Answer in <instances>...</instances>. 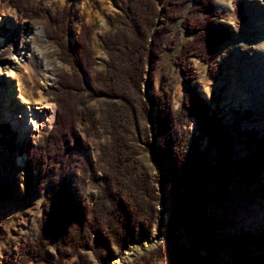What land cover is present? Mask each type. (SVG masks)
Here are the masks:
<instances>
[{
    "label": "trees",
    "instance_id": "trees-1",
    "mask_svg": "<svg viewBox=\"0 0 264 264\" xmlns=\"http://www.w3.org/2000/svg\"><path fill=\"white\" fill-rule=\"evenodd\" d=\"M27 1L10 0L23 16H40L42 0L33 9ZM77 1L64 0L62 8L46 18V34L53 38L59 60L71 72L56 75L49 91L55 111L38 150L48 148L49 169L57 171L73 147L85 148L76 129L77 119L86 124L83 132L103 138L95 161L89 153L85 155L94 191L81 199L65 174L50 179L36 236L21 246L23 251L48 264H66L64 258L73 254L84 262L81 250L107 260L113 247L122 248L135 232L144 236L158 217L156 202L166 207L170 198L163 248L166 264H264V229L224 232L230 220L218 213V208L232 200L231 188L236 185L245 193L251 186L264 199V133L239 126L250 115L246 109L238 111L230 123L223 122L192 84V59L205 63L212 74L218 46L230 37L228 26L214 10V1L111 0L118 10L104 15L113 30L99 38L105 60L103 68L94 73L91 69L96 62L88 44L92 26L81 19L75 25ZM234 7L242 12L239 3ZM174 22L178 30L170 37ZM178 32L184 38L171 60L182 73L185 94L173 109L169 89L159 88L157 100L151 92L156 140L152 137L150 141L136 116L142 111L151 123L140 91L145 65L154 70L163 49L179 38ZM90 100L95 101V108L87 106ZM186 117L198 123L200 137L206 136L208 148L215 151L214 162L208 161V148L198 149L194 143L191 152H182L185 132L180 138L176 130L180 131ZM13 139L8 125L0 124V145L8 153L14 148ZM234 143L242 145V155L235 154ZM141 145L159 169L157 181L139 166ZM32 154L40 156L35 150ZM156 182L159 191L170 184L162 199L157 197ZM11 183L10 177H0L2 198L11 196ZM183 235L186 243L180 240Z\"/></svg>",
    "mask_w": 264,
    "mask_h": 264
},
{
    "label": "rangeland",
    "instance_id": "rangeland-1",
    "mask_svg": "<svg viewBox=\"0 0 264 264\" xmlns=\"http://www.w3.org/2000/svg\"><path fill=\"white\" fill-rule=\"evenodd\" d=\"M214 10L219 14V21L228 26L230 37L218 46V53L214 58L213 73L210 74L207 65L197 59H192L191 65L194 71L192 84L196 86V91L205 102L209 104L210 111H217L223 122L230 123L237 117V112L249 110L250 115L247 119L240 120L241 128H254L259 133H264V95L259 92V84L264 87V59L262 62L252 60V55L247 47H251L258 42L261 34L264 32L262 26L258 25L257 20L250 17L248 4L246 0H213ZM33 9L38 0H28ZM239 3L242 12L234 9L235 4ZM28 5V6H29ZM64 5V0H42L40 4V16L27 18L23 12L16 11L10 0H0V19L2 17H13L14 27L8 24L0 25V39L4 40L3 47H0V66L9 63L11 59L16 58L15 50L21 44H18L23 36H29L31 25L41 26V33L45 37L43 45L45 46V55L49 63L54 67V76L63 72H71L68 65L62 63L58 58V48L53 38L46 34L47 16L59 11ZM118 9L111 0H78L73 8L75 14L74 23L79 25L78 19L83 23L90 24L91 31L88 36V44L92 51L96 65L91 69L92 73L103 68L105 54L99 40L103 32L113 30L106 21L104 15L114 13ZM239 13L242 16L239 17ZM178 30V22L170 26L169 36L171 37ZM179 38L170 48L162 51L160 59L155 63V69L147 68L140 86L141 99L143 100L147 111L153 117L155 105L151 100H157L158 89H169V98L171 107L177 109L185 94L184 81L182 73L173 64L171 57L177 51L180 42L183 40L182 32ZM260 38V39H259ZM10 43L13 46L10 47ZM260 74V75H259ZM7 74L0 75V124H7L9 129L14 132V148L11 153L0 145V177L8 176L12 180L11 196L2 198L0 196V264H48L44 261L35 260L31 254L23 251L25 243L33 240L37 233L38 220L42 213V200L45 192L49 188V180L57 179L60 173L66 175L71 186L76 188V193L81 199H85L92 187L88 180V167L86 166L85 155L89 153L93 161L98 152V146L103 138H98L93 134H86L82 130L86 124L81 123L79 119L76 122V129L79 139L85 144V148L73 147L66 156L58 170L49 169V150L44 147L39 152L38 147L42 135L47 134L53 121L55 104L51 100L49 91L55 86L42 91L38 77L35 72L28 69V73L20 76V80L9 82ZM9 85V86H8ZM21 85V86H20ZM264 90V88H262ZM42 91V92H41ZM11 96V100L6 110L3 109L5 97ZM21 98L33 101L35 99L45 98L52 105V119L50 124L42 125L39 133L29 135L20 140L19 132L9 117L10 109L19 105ZM6 104V102H5ZM87 106L95 108V101L90 100ZM82 109V106H78ZM140 110V109H138ZM139 128L147 129L149 139H154V132L151 123L144 118L142 111L136 114ZM156 131V127L154 128ZM185 132L181 139L182 152L185 149L191 152L190 145L197 146L198 149L208 148L206 136L200 137L199 125L192 117H186L182 123L180 131L176 130L178 136ZM93 135V136H92ZM183 136V135H182ZM179 138V139H180ZM155 140V139H154ZM234 152L240 156L244 153V148L240 143H234ZM142 148V145H141ZM40 156L32 154V151ZM204 152V151H203ZM207 152V151H206ZM207 158L209 162H214L216 154L214 149L208 148ZM139 166L145 169L153 179H159V169L150 159L148 151L142 148L139 156ZM264 178V172L261 174ZM157 197L163 198L165 191L170 189V184L164 185V190L159 191V184H155ZM231 195H234L225 207L218 208V213L224 219L230 220V224L224 229V232L236 233L239 230L264 229V199L259 192L251 186L246 190H241L240 186L231 188ZM94 191V190H93ZM163 192V193H162ZM256 197V198H255ZM258 197V198H257ZM165 201L166 207L156 202L158 217L152 224L148 232L140 236L137 232L133 234L131 240H127L122 248L113 247V252L107 260L96 259L91 251H80L84 253L85 260L77 254L64 258L66 264H166L167 257L163 253L166 223L169 218L170 198ZM184 243L187 242L186 236L180 238ZM47 250L54 254L51 246Z\"/></svg>",
    "mask_w": 264,
    "mask_h": 264
},
{
    "label": "bare ground",
    "instance_id": "bare-ground-1",
    "mask_svg": "<svg viewBox=\"0 0 264 264\" xmlns=\"http://www.w3.org/2000/svg\"><path fill=\"white\" fill-rule=\"evenodd\" d=\"M248 4L249 14L253 20L258 21V25L264 29V0H246ZM11 23V26L10 24ZM13 17H2L0 19V25L8 24L10 27H14ZM31 32L23 36L18 44L20 47L15 50L16 58L11 59L9 63L4 66H0V75L7 74L10 79L9 82L19 81L20 76L28 73V69L35 72L40 82L41 90H47L53 87L55 83L54 67L49 63L45 55V46L43 42L46 41L45 37L41 33V26H30ZM261 38V39H260ZM260 40L254 43L253 46L247 47L249 53L252 55V60H258L262 62L264 59V32L260 36ZM4 40L0 39V47H3ZM13 43H10V47ZM260 75V74H259ZM264 83V82H263ZM9 86V85H8ZM21 86V85H20ZM264 88L259 84V92L264 95ZM41 91V92H42ZM0 96H2L0 92ZM6 100L2 105L6 110V106L11 100V96L4 95ZM19 105L10 109L9 117L14 122L15 128L19 132V139L22 140L29 135L39 133L42 125H49L52 119L53 105L45 98L35 99L29 101L28 99H20ZM6 102V104H5Z\"/></svg>",
    "mask_w": 264,
    "mask_h": 264
},
{
    "label": "water",
    "instance_id": "water-1",
    "mask_svg": "<svg viewBox=\"0 0 264 264\" xmlns=\"http://www.w3.org/2000/svg\"><path fill=\"white\" fill-rule=\"evenodd\" d=\"M85 81L87 82V80L85 79ZM152 129H153V132H154V128H155V122H154V119L152 117ZM154 139L156 140L155 136H154Z\"/></svg>",
    "mask_w": 264,
    "mask_h": 264
}]
</instances>
